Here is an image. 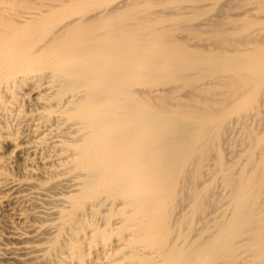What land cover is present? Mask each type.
<instances>
[{
  "label": "bare ground",
  "instance_id": "6f19581e",
  "mask_svg": "<svg viewBox=\"0 0 264 264\" xmlns=\"http://www.w3.org/2000/svg\"><path fill=\"white\" fill-rule=\"evenodd\" d=\"M0 264H264V0H0Z\"/></svg>",
  "mask_w": 264,
  "mask_h": 264
}]
</instances>
